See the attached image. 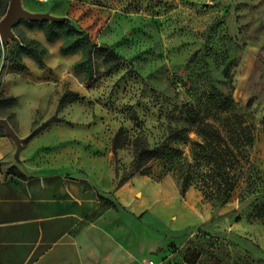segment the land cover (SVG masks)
I'll return each mask as SVG.
<instances>
[{
    "label": "rangeland",
    "instance_id": "rangeland-1",
    "mask_svg": "<svg viewBox=\"0 0 264 264\" xmlns=\"http://www.w3.org/2000/svg\"><path fill=\"white\" fill-rule=\"evenodd\" d=\"M19 1L23 11L46 19H19L0 40V120L14 122L16 98L5 90L6 75L26 72V57L43 63L47 55L31 36L37 30L57 48V68L69 77L63 87L64 103L73 106L68 123L83 122L86 150L112 156L115 189L133 183L132 200L144 203L134 211L120 194L102 192L94 215L129 218L131 243L147 237L148 250L136 264H264L255 238L232 229L241 218L264 230V217L258 218L264 209L256 208L264 204V0ZM9 7L10 0H0V25ZM184 106L203 116L221 113L227 128L246 127L255 137L242 148L247 177L224 207L194 188L183 196L171 176L135 175L118 186L130 172L134 138L161 143L170 127L188 125L167 117ZM120 128L128 144L115 155L111 144ZM188 138L189 144L178 145L187 154L200 140L194 132ZM158 209L165 215H156ZM192 213L198 217L178 225ZM204 214L207 221L200 219ZM136 223L142 228L135 230Z\"/></svg>",
    "mask_w": 264,
    "mask_h": 264
},
{
    "label": "crops",
    "instance_id": "crops-1",
    "mask_svg": "<svg viewBox=\"0 0 264 264\" xmlns=\"http://www.w3.org/2000/svg\"><path fill=\"white\" fill-rule=\"evenodd\" d=\"M39 35L31 34L46 50L44 66L26 57L28 70L4 79L16 104L14 122H7L11 132L0 127V264H136L148 250L147 237L131 243L132 221L117 222L111 211L94 218L102 205L99 195H119L127 185L115 189L110 153L86 150L83 122L68 123L73 106L64 103L63 87L69 77L57 68V48ZM52 117L58 122L34 134ZM127 188L124 198L132 200L135 185ZM196 217L184 216L178 225ZM232 229L255 238L264 252L260 226L240 221Z\"/></svg>",
    "mask_w": 264,
    "mask_h": 264
},
{
    "label": "trees",
    "instance_id": "trees-1",
    "mask_svg": "<svg viewBox=\"0 0 264 264\" xmlns=\"http://www.w3.org/2000/svg\"><path fill=\"white\" fill-rule=\"evenodd\" d=\"M35 58V57H33ZM38 63H43L35 58ZM167 117L173 119H184L187 126L170 127L167 137L159 144L152 146L144 135H137L133 140V160L130 165V172L119 181V187L135 175L150 176L154 180H162L171 176L179 187L183 196L194 188L197 189L203 198L212 202L217 207L226 206L233 198L240 183L246 179V156L242 155V148L246 145H253L255 137L248 134L246 127L227 128L221 121L222 114L201 115V112L193 106H184L180 110L170 111ZM52 122H58L52 117L42 127L34 131V134L48 127ZM194 134L200 139L194 142L187 154L185 149L178 145L189 144L188 134ZM247 135L246 143L243 139ZM128 144L125 130L120 128L115 134L111 149L116 155L119 149ZM137 183L143 180L136 179ZM148 188H152L147 185ZM128 188L120 193L125 200ZM259 198L253 200V205ZM125 203L131 209L144 206V203H135L126 199ZM259 210L264 209V204L256 206ZM165 215V212L157 210L156 215ZM264 215L258 216L259 219ZM236 218L235 222H240Z\"/></svg>",
    "mask_w": 264,
    "mask_h": 264
},
{
    "label": "water",
    "instance_id": "water-1",
    "mask_svg": "<svg viewBox=\"0 0 264 264\" xmlns=\"http://www.w3.org/2000/svg\"><path fill=\"white\" fill-rule=\"evenodd\" d=\"M22 18L32 21H42L46 19L44 16H36L23 11L20 7L19 0H10L8 16L0 25V40L7 39L9 36H11L12 28L17 23V21ZM0 127H4L9 132H11L10 127L4 120H0Z\"/></svg>",
    "mask_w": 264,
    "mask_h": 264
},
{
    "label": "built area",
    "instance_id": "built-area-1",
    "mask_svg": "<svg viewBox=\"0 0 264 264\" xmlns=\"http://www.w3.org/2000/svg\"><path fill=\"white\" fill-rule=\"evenodd\" d=\"M42 1H49V0H42ZM149 264V263H148Z\"/></svg>",
    "mask_w": 264,
    "mask_h": 264
}]
</instances>
